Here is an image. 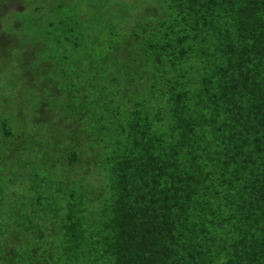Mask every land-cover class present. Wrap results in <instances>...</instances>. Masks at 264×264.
<instances>
[{
	"label": "trees",
	"instance_id": "trees-1",
	"mask_svg": "<svg viewBox=\"0 0 264 264\" xmlns=\"http://www.w3.org/2000/svg\"><path fill=\"white\" fill-rule=\"evenodd\" d=\"M68 1L0 25V264H264V0Z\"/></svg>",
	"mask_w": 264,
	"mask_h": 264
},
{
	"label": "rangeland",
	"instance_id": "rangeland-1",
	"mask_svg": "<svg viewBox=\"0 0 264 264\" xmlns=\"http://www.w3.org/2000/svg\"><path fill=\"white\" fill-rule=\"evenodd\" d=\"M126 1L127 2H124L125 3L124 4L125 11H126L127 7L129 9H131L130 7H132L133 9L137 10V9H140V7L142 6V0H126ZM57 2L64 3V4L66 3L68 5L72 4V3H69V1L67 2V0H59V1L58 0H11L9 3L6 4L7 10L5 9L6 11L0 13V16L3 17V18H1V21H0L1 24L0 25L2 26V28L8 27L6 25V24H8V22H6V21L11 20V18H13L14 16H16V17L20 16L19 12L12 11L14 9L20 10V11L24 10L23 12H27L24 17L26 19H30L34 14H37L34 11V7L42 5V6H44V9H42V11L44 12L43 14H48L49 11H47V9L49 8V6L50 5H57ZM122 10H123V8H122ZM90 12H92L93 15L95 14L94 11H90ZM120 13H122V12L120 11ZM123 13H124V11H123ZM89 17H90V15H89Z\"/></svg>",
	"mask_w": 264,
	"mask_h": 264
}]
</instances>
